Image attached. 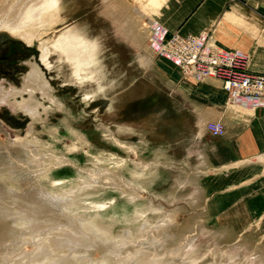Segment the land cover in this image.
<instances>
[{"label": "rangeland", "instance_id": "obj_1", "mask_svg": "<svg viewBox=\"0 0 264 264\" xmlns=\"http://www.w3.org/2000/svg\"><path fill=\"white\" fill-rule=\"evenodd\" d=\"M121 1L147 69L102 0H58L32 43L0 30V264H245V251L264 262V231L231 230L227 177L184 159L180 90L203 100L197 87L214 79L190 80L150 48V0ZM175 35L188 37L165 45ZM78 39L95 50L81 78L60 48Z\"/></svg>", "mask_w": 264, "mask_h": 264}, {"label": "crops", "instance_id": "obj_2", "mask_svg": "<svg viewBox=\"0 0 264 264\" xmlns=\"http://www.w3.org/2000/svg\"><path fill=\"white\" fill-rule=\"evenodd\" d=\"M110 2L106 1V5L114 8ZM117 2L125 16L130 17L122 1ZM150 4L157 7L151 29L155 27L169 36L208 33L211 47L240 52L247 57L251 74L264 73V0H150ZM142 48L144 44L136 49V54L148 58ZM147 61V66L138 61L136 65L147 69L152 64L150 58ZM221 84L217 79L200 84L196 93L203 100L190 98L180 90L184 99L180 107L181 124L185 127L180 141L184 159L188 157L193 166L195 161L202 167L212 164L227 177L230 221L242 225L236 224L231 230L264 231V103L253 107L231 103ZM219 120L226 131L223 136L214 137L206 126Z\"/></svg>", "mask_w": 264, "mask_h": 264}, {"label": "bare ground", "instance_id": "obj_3", "mask_svg": "<svg viewBox=\"0 0 264 264\" xmlns=\"http://www.w3.org/2000/svg\"><path fill=\"white\" fill-rule=\"evenodd\" d=\"M106 1H109V0H102V2H104L105 5H106ZM110 3L112 5H114L115 7L112 8L110 6L111 7V9H110L109 5H106L105 7L102 8V14H103V16L106 17L107 20H110V22H112V25L114 27V31L117 34V36L122 38V41L126 44V46L131 48L133 51L142 47V42L140 41V38H138V36L136 35L137 34L136 33V25H137L136 19H134L132 17L125 16L124 13H126V12H123L124 10L121 7H119V3L117 2V0L112 1ZM104 4H102V5H104ZM105 8H106V10H105ZM57 9H58V0H0V30H4V29L9 30V31H11V33L17 34L19 37H21V39L27 40L30 43H32L31 41H33L35 34L41 28L49 26L51 20L53 21V18L57 16ZM127 15H128V13H127ZM152 31L154 32V38H153V44L151 45L150 48L155 53L160 52V51L162 52L163 40H164L165 35H163L162 31L157 30L155 27H152ZM60 48L65 52L66 56L69 59H73L75 61L74 75L78 78L82 77L80 75V72L84 71V69H82L83 66L88 67V66H90V64H92L94 62V56H95V50L93 49L94 47L86 46L81 41H79V39L75 40V42L74 41L67 42V43H65V45H62ZM209 48H213V47H211L209 45ZM221 51H223V50H221ZM226 52H230V51H226ZM135 55H137V54H135ZM243 56H245V55H243ZM145 57L138 55L137 58L136 57L135 58L142 65L147 66L148 58H145ZM31 77L33 79L32 81H39L41 79V74L39 71H36V73L34 72ZM198 77L199 76L194 75L193 77H188V78L194 79V80L199 81V82H202V81L207 80V79L219 80L218 78H216L214 76L213 77H211V76L205 77V78H202L200 80ZM221 85H222V89L227 94H229L223 88V84H221ZM229 102L242 104L244 107H253V106H258V105L263 104L264 99L251 100V101H247V103H245V101L241 97H237L236 99H234V98L229 99ZM25 103H27V102H25ZM23 107L28 112H30L33 116L37 115V107L33 102H29L28 104H24ZM66 194L67 193L63 194V196L65 197ZM68 194H70V192ZM62 233H63V231H62ZM69 247H70V245H69ZM50 249L52 250V248H50ZM43 253H42V255H43ZM49 253H53V250H52V252H49ZM242 255L245 258V264H261V263L264 264V262L262 260L256 259L255 258L256 256L254 257V255H249L246 251L242 252ZM42 260H43V258H42ZM38 261H39V258H38ZM24 263H27V262H24Z\"/></svg>", "mask_w": 264, "mask_h": 264}, {"label": "built area", "instance_id": "obj_4", "mask_svg": "<svg viewBox=\"0 0 264 264\" xmlns=\"http://www.w3.org/2000/svg\"><path fill=\"white\" fill-rule=\"evenodd\" d=\"M166 36V35H165ZM162 53L177 64L183 74L188 77H216L229 93V99L241 97L245 103L251 100L264 99V75L253 76L247 73V58L239 52H226L209 48L207 34L200 36H173L165 45ZM206 130L214 137L225 134V126L221 121L207 124Z\"/></svg>", "mask_w": 264, "mask_h": 264}]
</instances>
